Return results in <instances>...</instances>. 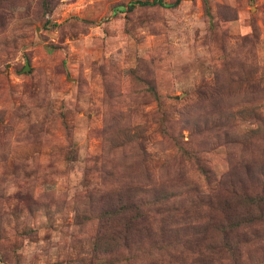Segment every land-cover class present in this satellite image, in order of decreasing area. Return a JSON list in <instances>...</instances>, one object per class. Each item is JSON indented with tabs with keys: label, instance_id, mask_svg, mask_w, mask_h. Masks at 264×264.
<instances>
[{
	"label": "rangeland",
	"instance_id": "rangeland-1",
	"mask_svg": "<svg viewBox=\"0 0 264 264\" xmlns=\"http://www.w3.org/2000/svg\"><path fill=\"white\" fill-rule=\"evenodd\" d=\"M136 1L0 0V264H264V0Z\"/></svg>",
	"mask_w": 264,
	"mask_h": 264
},
{
	"label": "trees",
	"instance_id": "trees-1",
	"mask_svg": "<svg viewBox=\"0 0 264 264\" xmlns=\"http://www.w3.org/2000/svg\"><path fill=\"white\" fill-rule=\"evenodd\" d=\"M135 5H139V6L159 5L161 7H174L176 4H166L162 0H152L151 2L147 0L145 1L138 0L130 5V9H132ZM150 91H154L153 88H150ZM171 141L173 142V146L175 147L177 152L185 156L191 155L192 158L196 160V163L199 164V160L197 159V156L194 153H190L189 150L186 149L185 147L186 144H180L181 142L177 141V138L171 139ZM200 167H201V173L203 174V177L206 180L207 186L210 187L215 186L219 188L222 187L223 184L222 181L217 182L215 178H212L210 171L204 165H201ZM190 186H193L194 192H198L197 185L190 184ZM130 189L131 190L129 191L138 190L137 188L131 186ZM257 190H260L261 192L259 193ZM209 192L211 193V191ZM224 193L226 194V200L232 203H235V201H237L239 205L247 204L256 207L264 206V179L255 177V181L249 185H247V183H242L241 181H237V182L232 181L230 185L226 189H224ZM158 201H160L161 203V200ZM165 201H162V203H165ZM229 202L226 201V204L228 205ZM206 204L213 205L214 201L209 200L208 202H206Z\"/></svg>",
	"mask_w": 264,
	"mask_h": 264
}]
</instances>
